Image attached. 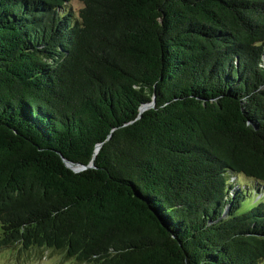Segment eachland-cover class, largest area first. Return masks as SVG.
<instances>
[{"label":"trees","instance_id":"16d2710c","mask_svg":"<svg viewBox=\"0 0 264 264\" xmlns=\"http://www.w3.org/2000/svg\"><path fill=\"white\" fill-rule=\"evenodd\" d=\"M71 2L0 0V251L264 264V0Z\"/></svg>","mask_w":264,"mask_h":264},{"label":"rangeland","instance_id":"374dc122","mask_svg":"<svg viewBox=\"0 0 264 264\" xmlns=\"http://www.w3.org/2000/svg\"><path fill=\"white\" fill-rule=\"evenodd\" d=\"M71 8L78 13V11L84 6V0H72L70 3ZM242 185L246 187L256 186L252 181L241 177ZM264 186H260L258 191L259 196H263ZM0 264H82L73 259L68 260L61 254L52 251H45L42 255L28 256L25 254L16 253V250H4L0 251Z\"/></svg>","mask_w":264,"mask_h":264},{"label":"water","instance_id":"95a60500","mask_svg":"<svg viewBox=\"0 0 264 264\" xmlns=\"http://www.w3.org/2000/svg\"><path fill=\"white\" fill-rule=\"evenodd\" d=\"M154 104H155V102H153V103H151L149 105H146L145 107L142 108V111L145 110L146 108L150 107V106H153ZM99 149H100V146L97 147L96 152H98ZM65 162L68 165V167L73 168L76 171L84 169L83 166H80V165H78L76 163H73V162H70L68 160H65Z\"/></svg>","mask_w":264,"mask_h":264}]
</instances>
